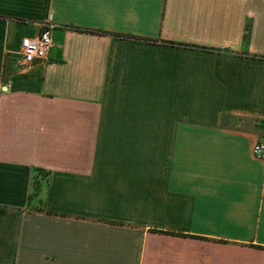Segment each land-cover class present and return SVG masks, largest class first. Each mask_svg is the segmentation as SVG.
Masks as SVG:
<instances>
[{
	"label": "crops",
	"instance_id": "0c3cea01",
	"mask_svg": "<svg viewBox=\"0 0 264 264\" xmlns=\"http://www.w3.org/2000/svg\"><path fill=\"white\" fill-rule=\"evenodd\" d=\"M263 123L264 0H0V264H264Z\"/></svg>",
	"mask_w": 264,
	"mask_h": 264
},
{
	"label": "built area",
	"instance_id": "2783aa9c",
	"mask_svg": "<svg viewBox=\"0 0 264 264\" xmlns=\"http://www.w3.org/2000/svg\"><path fill=\"white\" fill-rule=\"evenodd\" d=\"M55 26L46 24L36 37H26L21 42L19 51V64L22 68H27L37 62H45L49 58L53 46V32ZM263 135L253 146L255 158L264 159V123L262 124Z\"/></svg>",
	"mask_w": 264,
	"mask_h": 264
}]
</instances>
